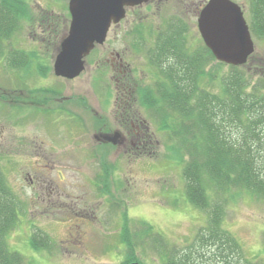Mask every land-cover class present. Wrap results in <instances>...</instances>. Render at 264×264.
Instances as JSON below:
<instances>
[{
    "label": "rangeland",
    "instance_id": "374dc122",
    "mask_svg": "<svg viewBox=\"0 0 264 264\" xmlns=\"http://www.w3.org/2000/svg\"><path fill=\"white\" fill-rule=\"evenodd\" d=\"M69 1L29 0L32 12L22 31L15 36L18 41L14 46L28 49L39 46L41 39H45L42 43L47 45L49 58H53L49 61L52 68V60L59 47L57 43L68 33ZM238 1L249 13L250 0ZM162 5L164 7L160 9L143 7L130 12L120 28L112 29L106 44L97 48L86 71L75 80L63 81L53 73L46 78L34 73L35 76L29 78L23 71L20 78V72L9 68L7 60H0V164L7 184L19 200L20 209L24 207L23 216L12 230L13 234L8 236V241L12 251L24 256L25 264H123L128 252L123 246L126 227L131 236L138 239L136 256L141 264H167V258L172 255L170 251L190 249L196 245L207 255L205 259L211 258L200 264H213L216 255L207 252L203 248L206 245L199 238L201 233L208 235V216L186 200L183 166L168 159L164 146L166 138L156 133V124L145 121L142 127L138 125L137 133L148 136L140 144L133 141L139 150H135L132 144H129V149L133 151L127 146H118L114 148L116 152L108 156L105 145L98 142V133L107 131L113 134L118 128L113 118L117 111V86L113 79L116 76L122 80L124 75L122 78L121 72L117 75L114 69L115 74L108 70L112 72L109 76H98L96 60L104 58L109 66L117 67L119 59L116 55L125 54V65L132 72L135 69L141 71L140 74L127 72L125 75H131L134 81L143 79L144 83L150 84L151 78H146L144 73L148 69L145 57L137 56L132 50L136 51L135 34L139 21L150 22L155 29L165 20H186L190 29L185 39L198 49V37L201 36L194 26L195 15L177 8V4L173 5L175 8L166 7L165 3ZM177 23L182 24L180 21ZM56 24L59 32L54 38V29L49 30L48 25L55 27ZM183 26L187 30V26ZM49 31L53 32L52 37ZM255 44L257 58L252 67L264 71V62L259 60L264 46L256 40ZM131 52L133 57L129 55ZM189 52L194 53V50ZM132 88L137 89L135 85ZM51 91L60 92V95ZM109 101L111 103L105 111L104 104ZM8 106L15 109L12 111ZM58 109L63 110L56 116V121L51 115L49 124L46 118H42ZM78 119L85 122L88 130L90 126L95 131L86 135L80 130L74 131L71 126L74 128V124L80 123ZM151 147L155 148L154 156L140 155L142 148ZM37 156L43 159L39 170L31 165ZM105 166L116 167L114 171L109 170L107 188ZM60 170L65 174V181L62 178L61 183ZM33 171L39 173L34 174ZM33 175L34 179L41 177L45 182H52V186L62 185L64 200L70 194L77 201H71L70 197L67 201H56L52 196L53 201H50V196L47 197L49 186L39 191L41 195L37 190L32 191L28 177ZM215 202H223L225 216L222 228L240 243L243 258L264 264V201L233 190L225 201ZM141 221L153 227L154 237L146 235ZM36 230L51 237L55 243L53 250L35 252L31 248L30 237ZM225 249L223 253L229 254L230 250ZM220 261L219 256L217 264Z\"/></svg>",
    "mask_w": 264,
    "mask_h": 264
},
{
    "label": "trees",
    "instance_id": "16d2710c",
    "mask_svg": "<svg viewBox=\"0 0 264 264\" xmlns=\"http://www.w3.org/2000/svg\"><path fill=\"white\" fill-rule=\"evenodd\" d=\"M251 4V31L254 40L264 46V0H252ZM30 11L29 0H0V60H7L9 68L20 71L19 77L21 71L29 72V78L35 74L47 77L52 73L47 45L28 49L14 46ZM58 24L48 25L49 30L54 29L55 35L49 31L51 37L58 35ZM167 35L161 39L167 51L158 63L152 60L156 73L148 86L137 89L134 104L143 118L156 124V133L165 136L168 159L183 166L186 200L208 216V235L201 233L199 238L206 245L203 248L216 255L213 264L219 256V264H262L243 258L240 243L222 228L225 206L215 201H225L233 190L264 201V71L252 67L256 53L245 66L234 67L216 62L204 47L193 54L196 60L189 56L177 61L187 66L186 70L174 67L162 78V68L174 57L175 38ZM259 60L264 62V53ZM115 168L103 167L106 188L109 170ZM20 212L0 167V264H25L24 256L6 245ZM141 226L147 236L155 235L148 223L141 221ZM131 235L126 227L123 246L128 252L123 264L138 262V239ZM51 244L48 235L36 232L30 245L38 252L51 248ZM224 247L229 254L223 253ZM202 250L199 245L177 250L175 257L167 258V264L208 262L211 258L205 259Z\"/></svg>",
    "mask_w": 264,
    "mask_h": 264
},
{
    "label": "water",
    "instance_id": "95a60500",
    "mask_svg": "<svg viewBox=\"0 0 264 264\" xmlns=\"http://www.w3.org/2000/svg\"><path fill=\"white\" fill-rule=\"evenodd\" d=\"M150 0H71V23L54 63L57 77L73 80L85 71L86 58L103 45L112 24L126 17V8ZM200 32L215 58L227 65L243 66L255 52L241 9L230 0H212L200 20ZM119 135L103 137L116 144Z\"/></svg>",
    "mask_w": 264,
    "mask_h": 264
},
{
    "label": "flooded vegetation",
    "instance_id": "af4514ba",
    "mask_svg": "<svg viewBox=\"0 0 264 264\" xmlns=\"http://www.w3.org/2000/svg\"><path fill=\"white\" fill-rule=\"evenodd\" d=\"M230 1L235 3V4L237 2V1H234V0H230ZM211 2H212V0H150L147 3H143L141 5L135 6V8H133L131 10H130V8H127L126 9V12H127L126 18L128 17L130 12H136V10H138L139 8L146 7V8L157 9V7H159V9H160V7H162V8L164 7V5H162L164 3H165L166 7H170L171 6L172 8H175V6H173V5L177 4V8L184 9L185 12L192 13V14L195 15L194 16V26L198 29V31L200 33V36H201L200 38L198 37V39H199V44L198 45L199 46L197 45V47L198 48H204L205 47V42H204V39H203L202 34L200 32V29H199L200 20L202 18V15H203L205 9L207 8V6ZM126 18H125V20H126ZM125 20H122L116 26L113 25L112 28L113 29L120 28ZM178 21L182 22V24L181 23H177ZM140 24H143V27H140ZM170 24H171V28H170ZM183 25H185V27L187 26L186 25V20L174 18V19H172L170 21H166L165 20L163 25H160V27H155V29H153L152 28V24L150 22H148V23H140V21H139V24H137V31H136V34H135L136 35V39H137V45H135L136 52H140V51H142L143 49H145L147 47L150 48V49H154L155 53L157 54V56H156L157 58L152 57V60L155 59V61L157 60V63H158V61H161V59H163L161 54L162 53L165 54V52L167 51V47H166V44L164 43V39L162 41H161V39L164 38L169 33L167 36H170L171 38H175L173 40V42H174L173 48H172L173 54L178 56V60L179 61L183 60V58L189 57L193 53H191V54H183V53L180 52L179 47L182 50V46L185 45L186 47L183 48L185 50V52L194 50V53L197 50V48L192 46V45L190 46L189 45L190 41L185 39V37L188 34L187 31L190 28L187 26V30H184V26ZM175 30H177V31H175ZM41 40L45 41V39H43V38ZM42 41L40 42V45H44V43H42ZM31 43H32V45L33 44L35 45L34 42H31ZM59 49H60V46L58 47L57 52H59ZM120 61L122 62V60H120ZM105 65H108V68H110L107 61L105 62ZM97 67H98V65H97ZM149 71L151 72L149 78L152 77V75L154 73H156L154 69H151ZM23 72L27 73V74L29 73L27 71H23ZM60 80L72 81V80H66V79H60ZM122 82H124L126 84V79H122L121 80V78L115 77V85L117 86L115 104H116L117 111H116V115L113 118H114V121L117 124L118 128H116V131H114L113 134L106 133L107 131H105L104 133H101V132L98 133V136H99L98 142L101 145H105V147L110 146L112 148H115V147L121 146V147L125 148L127 146L128 147L127 149H129V144H132L134 146L135 150H139L140 148H137L138 144L134 143L133 141H136L139 144L141 143V138L139 137V133H137V131L139 130L138 125H141L146 120H144L143 118H140L141 116L139 114V110H135L132 107H129V104L131 103L129 101L132 98H134V99L136 98V94L138 92L137 91L138 88L136 90H134L135 88L133 89L132 86L128 87V86H126L124 84L121 85ZM143 88H145V87H143ZM43 90L45 92H49V90L47 88H43ZM12 92H15V90H13ZM51 92L56 94V95H60V92H53V91H51ZM125 99H127V101L125 103H123V101H125ZM46 102H48V101H46ZM46 102H44L43 104L46 105ZM110 103L111 102L109 101L108 103L104 104V110L105 111L108 110V106H109ZM8 108L10 110H12V111L15 109L12 106H8ZM59 110H60V113H58ZM62 110L63 109H58V111L56 113L52 112L50 114H45V116L42 117V118H46L47 123L49 124V123H51L50 115L53 116L54 117V121H56L57 120L56 116L60 115ZM75 119H77V118H75ZM78 120H79L80 123L74 124L73 125L74 128L71 126V128L74 131L77 132V130L78 131L80 130L85 135L87 133H89L90 131L91 132L95 131L94 127L91 128L90 126H89V130H88L85 122L82 121L81 119H78ZM102 125L108 126V124H102ZM134 126H137V127H134ZM132 127H134V129ZM140 127H142V125ZM115 135H119V137L116 140L117 141L116 144H118V145L109 144V143H106V142L103 141V137L104 136L115 137ZM144 137H145L144 139L148 138V136H146V135H144ZM151 138L153 140L152 135H151ZM134 149H129V150L133 151ZM145 149H147V148H145ZM42 160L43 159L41 157L37 156L35 158V160L33 162H31L32 167L35 170H39L41 168L40 162ZM65 169H67V167H65ZM33 173L34 174L35 173L38 174L39 171H33ZM33 177H34V175L28 177L29 180H30V184H31V190L32 191L37 190V193H38L39 191H43L46 186H49L50 193L48 194L47 197L50 196V201H53L52 197H54V199L56 201H67V200H69L68 197H70L71 201H77L70 194H68L67 198L64 200L63 197H64L65 191H63L62 185H60V186H52L53 183L49 182V181H48L49 183L45 182L43 180L44 178L35 177V179H34ZM62 178H64V181H65L64 170L63 171L60 170V183H61ZM29 188H30V186H29ZM37 193L35 194V196H33L34 199H35ZM40 195H41V193H40ZM53 206H55V204H53Z\"/></svg>",
    "mask_w": 264,
    "mask_h": 264
},
{
    "label": "bare ground",
    "instance_id": "6f19581e",
    "mask_svg": "<svg viewBox=\"0 0 264 264\" xmlns=\"http://www.w3.org/2000/svg\"><path fill=\"white\" fill-rule=\"evenodd\" d=\"M236 5L241 9V12H242V14H243V18H244V20L246 21V23H247V25H248V27H249V33L251 34V39H252V41L254 42L255 40V38H254V35H253V33H252V31H251V21L249 20V18H248V13L245 11V7H243L244 5L243 4H241L238 0H237V2H236ZM131 9H133V7H130V10ZM120 23V22H119ZM108 36H109V34H108ZM108 36H107V38H106V41H105V43L103 44V45H96L95 46V48L93 49V51L90 53V55L86 58V63H85V67H86V69H87V66H88V62H89V60H90V58H92L93 57V53L95 52V51H97V48L98 47H103L105 44H106V42H107V40H108ZM133 50V52L134 53H136V55L137 56H140V57H142V56H144L145 57V61H146V64H147V66L149 67V65H150V63H151V61H152V57H156L157 56V54L155 53V50L154 49H150V48H145V49H143L142 51H140V52H136L134 49H132ZM133 52H131V54H129V55H131L132 57L134 56V53ZM58 56V55H57ZM191 57H192V59H194V60H196V58L193 56V55H190ZM116 57L119 59V61L117 62V67H114V66H109L110 68H108L106 65H105V62L107 61V60H105L104 58H100V59H98V60H96V72H97V74H98V76H99V74H105V76H109L112 72H109L108 70H113L114 71V69L116 70V74L118 75V73H120V75L122 76V78H123V75H124V79H126V80H128L129 82H130V84L132 85V86H134L135 85V87H137V88H139V87H142V85L143 84H145V85H147L146 83H144L145 81L142 79H138V80H132V76L131 75H125L127 72H130V74L132 73L133 74V72H135L136 74H140V70L139 71H137V69H135L133 72H132V70L129 68V66H126L125 64H126V62H125V60H126V57H125V54H118V55H116ZM120 60H122V62L120 61ZM177 61H178V56L177 55H174V57H173V59H169L168 60V64L167 65H165L163 68H162V71H161V77L162 78H166L169 74H170V72H171V70L174 68V67H176V68H180V69H183V70H186L187 69V66H185L184 64H179V63H177ZM108 62V61H107ZM109 64V63H108ZM97 65H98V68H97ZM105 65V66H104ZM123 67V66H125L124 67V69H122L121 68V66ZM119 66V67H118ZM144 68V67H143ZM127 69H128V71H127ZM126 70V71H125ZM147 71H144V73L145 74H147V77L146 78H149V76H150V74H151V72L148 70V69H146ZM53 71H55V70H53ZM114 74H115V71H114ZM115 77L116 76H114V82H115ZM112 79V78H111ZM108 83H109V85L111 84V80H110V78H109V81H108ZM139 133V137L141 138V140L142 139H144L145 137H144V135L142 134V133H140V132H138ZM114 145H118V144H114ZM106 149H105V153H106V155H108V156H111V154L112 153H115L116 152V149H114V148H112V147H110V146H108V147H105ZM141 150H143L142 152H141V154L140 155H144L145 157H150V156H154V154H155V148H149V149H141ZM233 236V235H232ZM234 237V236H233ZM235 238V237H234ZM236 239V238H235ZM9 239H6V245L7 246H9V241H8ZM237 240V239H236ZM170 254H172L171 255V257L172 256H174L175 257V254H176V252H175V250H173V251H170Z\"/></svg>",
    "mask_w": 264,
    "mask_h": 264
}]
</instances>
